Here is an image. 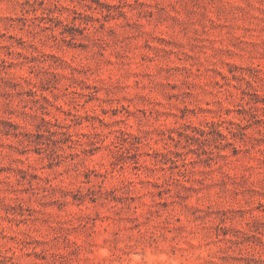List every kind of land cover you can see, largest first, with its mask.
Wrapping results in <instances>:
<instances>
[{
    "label": "rangeland",
    "instance_id": "1",
    "mask_svg": "<svg viewBox=\"0 0 264 264\" xmlns=\"http://www.w3.org/2000/svg\"><path fill=\"white\" fill-rule=\"evenodd\" d=\"M0 264H264V0H0Z\"/></svg>",
    "mask_w": 264,
    "mask_h": 264
}]
</instances>
